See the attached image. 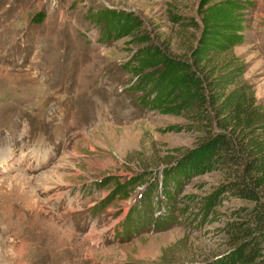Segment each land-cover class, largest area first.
I'll use <instances>...</instances> for the list:
<instances>
[{"label":"rangeland","instance_id":"374dc122","mask_svg":"<svg viewBox=\"0 0 264 264\" xmlns=\"http://www.w3.org/2000/svg\"><path fill=\"white\" fill-rule=\"evenodd\" d=\"M200 1L0 0V264H211L228 250L251 203L219 192L226 167L176 176L201 123L154 104L138 38L107 37L99 18L133 14L179 54L199 30L173 16L199 21ZM243 1L234 52L264 104V0Z\"/></svg>","mask_w":264,"mask_h":264},{"label":"trees","instance_id":"16d2710c","mask_svg":"<svg viewBox=\"0 0 264 264\" xmlns=\"http://www.w3.org/2000/svg\"><path fill=\"white\" fill-rule=\"evenodd\" d=\"M247 3L201 0L199 21L190 18L187 24H180L184 18L174 15L180 30H199L180 42L179 54L173 52L171 42L141 29L139 17L114 9L99 13L109 23L107 37L115 33L138 38L136 67L147 71V80L154 83V104L163 113L201 123L204 136L183 155L176 176L226 167L229 176L219 192L251 203L240 207L229 221L228 250L211 264H264V104L244 78L245 60L234 52L245 41ZM43 18L41 12L34 19Z\"/></svg>","mask_w":264,"mask_h":264}]
</instances>
